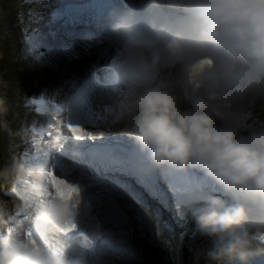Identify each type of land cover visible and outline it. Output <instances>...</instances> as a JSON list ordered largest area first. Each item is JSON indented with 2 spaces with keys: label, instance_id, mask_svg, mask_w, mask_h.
Returning a JSON list of instances; mask_svg holds the SVG:
<instances>
[{
  "label": "clouds",
  "instance_id": "clouds-1",
  "mask_svg": "<svg viewBox=\"0 0 264 264\" xmlns=\"http://www.w3.org/2000/svg\"><path fill=\"white\" fill-rule=\"evenodd\" d=\"M163 2L144 0L147 17L135 9L111 15L127 76L151 80L183 68L181 95L159 86L133 93L129 135L155 168L196 171L214 186L220 195L196 197V223L217 238L219 256L247 264L253 248H264V125L245 126L233 113L264 93V0H167L180 15H151ZM67 127L70 135L83 128ZM14 167L15 201L0 202V264H88L56 239L75 230L77 187L54 168ZM56 182L67 186V199L56 195Z\"/></svg>",
  "mask_w": 264,
  "mask_h": 264
},
{
  "label": "rangeland",
  "instance_id": "rangeland-1",
  "mask_svg": "<svg viewBox=\"0 0 264 264\" xmlns=\"http://www.w3.org/2000/svg\"><path fill=\"white\" fill-rule=\"evenodd\" d=\"M1 2L5 10L0 11V202H6L7 206L15 201L9 192L15 165L23 164L30 169L54 168L59 177L78 189L80 210L75 229H81L77 234L72 231L57 237V242L62 241L74 254L85 257L88 264H241L239 259L219 256L217 238L205 234L196 223L195 209L200 206L196 197L202 191L220 195L213 191L209 181L195 176L189 178L181 172L175 178L176 172L169 169H158L154 177L138 170L137 164L126 155L116 159V154L99 157L94 152H83V160L66 156L65 165L55 164L53 146L64 143L60 140L64 116L70 117L74 125L84 123L82 127L92 134L87 137L95 144L107 134L131 142L124 128H131L127 109L133 93L144 87L159 86L181 95L182 66L164 68L151 80L131 78L114 58V54H124L113 42L106 17L95 16L82 7L74 8L77 13L71 17L60 14V10L54 9L57 4L51 0ZM64 4L65 0H59L57 8ZM124 6L122 11L126 9ZM40 8L48 16L38 28L34 19ZM134 8L139 6L136 4ZM82 11L88 29L76 28L82 20ZM7 40L11 45L23 41L28 47L19 51L12 62L2 57ZM26 57L29 63L25 62ZM102 64L109 71L100 73ZM106 74L108 79L119 74L120 83H109L104 77ZM87 91L90 92L85 97L89 99L88 106L91 109L97 105V111L85 112L83 118L76 119L69 106L75 103L76 95H85ZM105 91L113 93L102 95ZM123 101L126 103L122 107ZM181 106L187 107L182 100ZM233 114L245 126L264 125V93L253 92L236 106ZM88 126L92 129H87ZM84 158L88 164L83 162ZM70 166L73 170L67 174L65 168ZM134 183L151 190L154 197L146 196ZM28 190L24 184L18 187L19 194ZM157 197L166 207V199H171L174 217L166 216L161 205L155 204ZM247 264H264V248H253Z\"/></svg>",
  "mask_w": 264,
  "mask_h": 264
},
{
  "label": "bare ground",
  "instance_id": "bare-ground-1",
  "mask_svg": "<svg viewBox=\"0 0 264 264\" xmlns=\"http://www.w3.org/2000/svg\"><path fill=\"white\" fill-rule=\"evenodd\" d=\"M36 1H39V0H36ZM85 1L86 0H81L80 4H78L76 0H74L73 2L70 1V0H65V4L63 6L61 5V6H59V8H57L59 0H51V2H54L55 4H57L56 8L54 7V9L55 10L56 9L60 10L61 13L64 11L65 5L69 4L70 6H73L77 10H79V8L81 7V4H83V2H85ZM131 1L132 0H126V2H124V3H119V1H117V0H100L98 3H102V5H103L102 7H104V8L107 6L108 10L106 11L105 14H106V20L109 21V22H110L111 15L114 12L122 11V8H123L124 5H126V7L124 6L126 8L125 10L135 9V10H137V12L142 17H147L149 15V13L146 12V10H145L144 0H140L139 2L134 3V4ZM70 2H72V3H70ZM74 3L78 4V5H75ZM136 4H137V6H139V8H134V6ZM90 6H92V5L90 4ZM121 6H122V8H121ZM77 10L75 11V10L70 9V10H66V12L71 17V15L73 16L74 14L77 13ZM36 14H35V19L34 20L36 21V23H37L36 25L38 26V28H41V26H43V24H44V19L46 18V16H48V14L45 13L44 10H42L41 8L39 10H37ZM82 14H83V11H82ZM165 14H167V16L169 18L175 19L181 13L179 12L178 9L170 8L167 3H162L159 9H155V10H153L151 12V15H154V16H156L158 18H161V19L165 18ZM81 19L82 20L76 24V28H86V29H88L89 27L86 24V20L87 19H86V16L84 14H83ZM49 25L51 26V24H49ZM37 26L35 28H37ZM114 58L117 59V65L119 66V68L121 70H123V66L126 63L125 56H122V55H119V54H114ZM122 63H123V65H122ZM107 71H109L108 67H106L105 64H102V66L99 69V72L100 73H106ZM123 72H124V70H123ZM107 76H108V74L104 75V77H106V78H107ZM110 77L112 78L111 81H110L111 78H109V79L107 78V79L109 80V83H113V85H116V84L120 83V81H121L119 74H113V75H110ZM89 78L91 79V76H89ZM88 93H90V92L87 91V94ZM112 93L113 92L105 91V92H102V95H109L110 94L109 96H111ZM79 96H82V94H79ZM62 97H65V95L63 94ZM62 97H61V100H62ZM68 101H69V99L67 98V101H65L66 105H67ZM74 102L75 103H73V105H71L69 107H71V112L73 114V117H76V119H77L78 117H80V109L79 108H80L81 104H80V102H76V100ZM124 103L125 102L123 101L122 104H121L122 107H123ZM44 104H45V102H44ZM63 107H60V108H61L62 111L64 110V112H65V109H64L65 107L64 108ZM93 107L91 108L92 110L90 109V113L91 112L96 113L97 105L94 108ZM57 110L60 112V110L58 108H57ZM107 111H109V108H107ZM69 123H72L71 122V118L68 117V116H64L63 121L61 123L62 130H61V133H60V140L63 141L64 143L59 144V145L57 144V146H55V145L53 146V151L55 152L56 155H58V156H68V153H70V155L68 157L72 158V159L75 158V160H78V161H80L83 158V156L81 155V154H83V152H85L86 154H91L92 152H94L95 153L94 155H97V156H99V155L100 156H107V154L111 155V156H113V154H116V156H118V155H126L128 158H130V160L135 165L136 164L138 165V166L136 165V167L139 168L138 170H140V171L142 170L146 174H150L151 176L155 177L158 169L155 168L147 160V158L144 156V154L137 147L135 141H131L132 142L131 143L129 140H125L123 138H117V137H113L112 138L110 136V134H107L106 135L107 137L103 136L104 139L99 141L98 143L96 142L97 144H95V142H91L89 137H79V136L74 137V135H70L69 134L70 133L69 132L70 129L67 127V125ZM82 124H84V123H80L81 126H82ZM88 127H87V129H92L91 127H89V128ZM124 130L127 131V132H130V127H125ZM73 146H75L77 148L75 149V147H73ZM70 148L72 149L71 150L72 152H70ZM62 152H66V153L61 154ZM83 162L86 163V164L89 163V161H87V159L85 160V158H84ZM120 165L122 167H124L126 164L125 165L124 164H120ZM106 166H107V163H106L105 167ZM65 167H68V166H65ZM70 168H65V171H66L67 174L70 173L71 170H73L71 166H70ZM177 173L178 172H176L175 175H174L175 178H178L181 175V173H179V174H177ZM184 174L188 175L189 178L191 176L192 177L195 176V177H198V178H202V180L203 179L206 180L200 173H198L196 171L190 170V171H188V172H186ZM142 175H144V174H142ZM186 179H188V178H186ZM190 181H192V180H190ZM78 231H81V229H75L74 233L77 234Z\"/></svg>",
  "mask_w": 264,
  "mask_h": 264
},
{
  "label": "trees",
  "instance_id": "trees-1",
  "mask_svg": "<svg viewBox=\"0 0 264 264\" xmlns=\"http://www.w3.org/2000/svg\"><path fill=\"white\" fill-rule=\"evenodd\" d=\"M2 10H3V12H4V10H5V6H4V3H3V2L0 3V11H2ZM20 35H21V34H20ZM4 46H5V49H6V53H3V56H2V57H5V59H6L8 62H12V59H13V58H14V60H16L19 51L28 48V47H27V44L24 43L23 41H21V42H16L15 45H14V44L11 45V44L9 43V40H7V41L3 44V47H4ZM27 58H28V59H27ZM28 61H30V59H29V57H26L25 62H26V63H29ZM3 104H4V103H3ZM6 109H7V108H6ZM10 123H11V122H10ZM128 179L134 181L131 177H128ZM139 185H141V184H139V183H134V186H135V187H139V189H142V191H144V193H145L146 196H150L151 198L154 197L153 192H152L151 190L144 189V187L139 186ZM154 200H155V204H157V205H158V204L161 205L160 207H162V211H163V212H164V211L166 212V214H167L166 216H169V217H172V216L174 217V216H175V215L173 214V213H174V212H173V206H174V204L172 203V201H171L170 198L166 199V202L168 203V207H166L165 204H163L162 199H160L159 197L155 198ZM164 200H165V199H164ZM160 210H161V209H160ZM165 212H164V214H165ZM174 221H175V220H174ZM177 233H179V230H177V228H176L175 234H177Z\"/></svg>",
  "mask_w": 264,
  "mask_h": 264
},
{
  "label": "snow or ice",
  "instance_id": "snow-or-ice-1",
  "mask_svg": "<svg viewBox=\"0 0 264 264\" xmlns=\"http://www.w3.org/2000/svg\"><path fill=\"white\" fill-rule=\"evenodd\" d=\"M207 63H210V61H207ZM73 133L79 137H87V136H90L92 135L91 133L87 132L85 129L83 128H73L72 129ZM58 185H60V190L57 191L56 195L57 196H61V198L63 199H67V186L66 185H63L62 182H56ZM71 191L73 193L76 192V189H71ZM61 193H63V195H61ZM29 237L31 236V234L29 233L28 234ZM261 239H264V237H261ZM32 243H35V241H32Z\"/></svg>",
  "mask_w": 264,
  "mask_h": 264
},
{
  "label": "water",
  "instance_id": "water-1",
  "mask_svg": "<svg viewBox=\"0 0 264 264\" xmlns=\"http://www.w3.org/2000/svg\"><path fill=\"white\" fill-rule=\"evenodd\" d=\"M118 200L121 201L122 203H125V202L123 201V199L121 200V199L118 198ZM126 209H127L128 211L131 210V208H130V207H127V205H126Z\"/></svg>",
  "mask_w": 264,
  "mask_h": 264
}]
</instances>
